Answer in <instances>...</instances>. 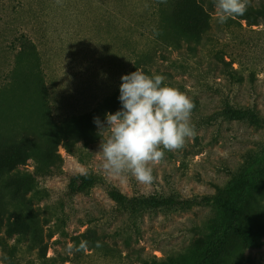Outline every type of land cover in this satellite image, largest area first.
Instances as JSON below:
<instances>
[{
	"label": "rangeland",
	"instance_id": "rangeland-1",
	"mask_svg": "<svg viewBox=\"0 0 264 264\" xmlns=\"http://www.w3.org/2000/svg\"><path fill=\"white\" fill-rule=\"evenodd\" d=\"M162 1L0 0V264L11 246L15 264H264L250 244L264 246V17L221 24L214 6L192 51L183 36L206 11ZM131 65L195 105V135L152 165L150 184L104 170L109 130L93 122L121 107ZM150 197L169 202L137 201Z\"/></svg>",
	"mask_w": 264,
	"mask_h": 264
},
{
	"label": "clouds",
	"instance_id": "clouds-1",
	"mask_svg": "<svg viewBox=\"0 0 264 264\" xmlns=\"http://www.w3.org/2000/svg\"><path fill=\"white\" fill-rule=\"evenodd\" d=\"M249 3L250 0H214L215 19L223 24L229 18L242 16ZM120 80L121 107L104 114L106 126L99 117L93 118L99 131L109 130L100 144L103 168L111 175L131 174L141 184H150L154 180L152 165L160 163L166 151L181 149L186 138L195 135L191 122L195 105L188 95L166 83L163 75H149L136 68L122 74ZM86 245L87 241L73 243L68 250L81 251Z\"/></svg>",
	"mask_w": 264,
	"mask_h": 264
},
{
	"label": "trees",
	"instance_id": "trees-1",
	"mask_svg": "<svg viewBox=\"0 0 264 264\" xmlns=\"http://www.w3.org/2000/svg\"><path fill=\"white\" fill-rule=\"evenodd\" d=\"M172 0H163L162 3H160V7L163 10H166L165 8L169 5V3ZM189 1L191 5L199 10H205L202 14V18L200 21L197 23L196 27L190 34L184 35L183 39L187 44V47L194 51L197 46H199L202 42V39L206 32L210 29V24H209V10L215 6L214 0H185ZM164 12L162 11V14ZM192 20H196V12L192 13ZM264 17V4H259L258 6H253L249 4L248 9L246 13L242 16H236L235 18L237 19H244L246 24L252 25V24H258L260 22V19ZM163 17L161 18V21L159 20L158 24L154 26L153 31H157V28L160 27V24L163 23ZM164 25V24H163ZM176 48H178L177 43H176ZM220 60L225 63V64H231V60H224L223 57L220 58ZM134 65V63H133ZM135 66H132L129 68V73L135 71ZM231 68V66H230ZM144 71H146L145 66L142 67ZM233 71H235V68H231ZM149 73V71H147ZM88 181L95 183V184H101L104 189L106 194L113 200H120L124 201L127 199V195L117 189L115 186H113L109 182H105L100 178H96L95 176L89 175L85 177ZM138 202H144L147 203L148 205L151 206H159L162 204H166L169 202V199L167 197H150V198H139L137 200ZM251 247L253 249L259 250L261 254H264V246L263 242L259 238H254L251 240ZM14 252H15V246H11L7 251H6V257L7 261L5 264H15L14 262ZM136 261H138L140 264H175L174 260L172 257H168L166 259L163 258H157L154 255H151L150 257H144L141 255H137L134 258ZM133 262V260H131Z\"/></svg>",
	"mask_w": 264,
	"mask_h": 264
}]
</instances>
